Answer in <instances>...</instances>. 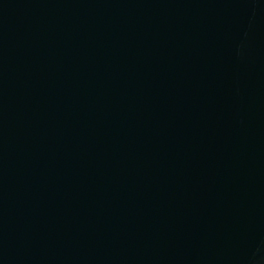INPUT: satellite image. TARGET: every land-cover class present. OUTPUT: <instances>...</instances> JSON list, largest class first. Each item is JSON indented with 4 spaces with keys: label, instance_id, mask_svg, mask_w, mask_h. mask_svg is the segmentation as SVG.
Here are the masks:
<instances>
[{
    "label": "water",
    "instance_id": "1",
    "mask_svg": "<svg viewBox=\"0 0 264 264\" xmlns=\"http://www.w3.org/2000/svg\"><path fill=\"white\" fill-rule=\"evenodd\" d=\"M0 264H264V0H0Z\"/></svg>",
    "mask_w": 264,
    "mask_h": 264
}]
</instances>
